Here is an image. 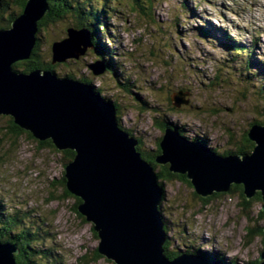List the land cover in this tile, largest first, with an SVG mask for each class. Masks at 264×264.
<instances>
[{
    "label": "rangeland",
    "instance_id": "1",
    "mask_svg": "<svg viewBox=\"0 0 264 264\" xmlns=\"http://www.w3.org/2000/svg\"><path fill=\"white\" fill-rule=\"evenodd\" d=\"M111 1L106 4L110 35L102 39L108 48L106 58L113 57L117 79L113 74L93 76L88 65L102 61L95 47L58 66L54 75L91 80L104 99L118 105L123 129L133 131L150 149L164 135L154 122L158 116L157 122L182 126L189 140L203 139L219 157H227L226 152L240 155L234 152L240 151L244 133L254 122L264 123V76L255 65L251 71L246 68L248 57L264 66V0H139L146 12L136 8V0ZM84 2L102 9L101 1ZM70 19L43 29L47 41L41 60L51 59L52 44L68 39ZM228 39L249 47L250 53L234 57L224 44ZM170 50L182 61L168 60ZM69 72L77 79L67 78ZM179 91L190 92L189 105L172 110L166 101ZM64 152L42 147L29 135L15 138L9 119L0 116L1 204L9 213L30 216L26 223L35 226L31 231L40 237L36 247L50 256H36L35 264H114L96 258L100 241L92 225L73 211L76 200L63 196L60 184L69 163ZM159 171L157 164L156 174ZM158 183L164 191L160 213L170 248L178 257L201 250L224 264L262 262L258 260L264 251L262 202L248 205L251 199L240 190L207 200L185 182H161L158 177ZM22 227L29 228L25 222Z\"/></svg>",
    "mask_w": 264,
    "mask_h": 264
},
{
    "label": "water",
    "instance_id": "2",
    "mask_svg": "<svg viewBox=\"0 0 264 264\" xmlns=\"http://www.w3.org/2000/svg\"><path fill=\"white\" fill-rule=\"evenodd\" d=\"M49 12L47 0H27L11 29L0 30V116L12 118L39 142L50 140L57 150L75 153L65 167L66 189L81 200L77 211L92 225L102 258L114 264H221L201 255L165 256L163 187L136 151L137 142L119 128L112 104L83 82L58 79L49 71H13L15 63L30 59L38 24ZM67 34L52 45L53 64L93 49L87 30L68 29ZM88 68L95 77L105 73L103 61ZM189 96L174 93L172 106H188ZM248 140L255 146L250 156L219 157L202 142L166 129L156 164L184 176L204 199L242 185L247 199L260 194L264 212V125H253ZM18 254L16 246L0 242V264H17ZM258 260L264 264V251Z\"/></svg>",
    "mask_w": 264,
    "mask_h": 264
},
{
    "label": "trees",
    "instance_id": "3",
    "mask_svg": "<svg viewBox=\"0 0 264 264\" xmlns=\"http://www.w3.org/2000/svg\"><path fill=\"white\" fill-rule=\"evenodd\" d=\"M50 12L49 14L43 19L38 24V31L35 35V44L34 47L31 51L30 59L27 61L23 62H18L15 63L12 68L14 72L17 73H23V74H28L36 70H41V71H49L51 73H57L56 68L58 66H64L65 63H57L53 64V58L51 56V59H48L47 61L41 60V48L43 47V43L47 41V37L45 35H42L43 29L47 28L49 25L60 23L64 20L67 19V17H70L72 23H73V28L72 29H83L87 30L91 34V44L97 54L101 57L102 61L105 63V73L104 74H113V77L117 79L116 75V67L115 63L113 62V57H110V59H107L105 54L108 50V48L104 44V38L102 39V36L107 34L110 35L108 32V27H107V18H109V10L106 6L107 3L113 2L111 0H94L96 1H101L102 4V9H95L93 4L87 7L85 4L84 0H47ZM136 8L141 11V12H146L145 6L138 2L139 0H136ZM27 0H0V30H8L11 29L13 22L23 13V10L25 8ZM186 6V5H185ZM103 21V22H102ZM107 24V25H106ZM102 31H101V30ZM200 30L202 34L205 37H209L210 33L204 29V27H200ZM100 33V35H99ZM227 36V35H226ZM110 36L108 37V39ZM229 40V41H228ZM227 41L229 43H224L226 45V48L230 51L233 52L234 57H242L245 53H250L249 47H244L238 44H235L233 41L228 39ZM112 42V40H110ZM53 45V44H52ZM51 46V45H50ZM50 50V49H49ZM169 50V49H168ZM110 51V49H109ZM168 54L166 56L168 57V60L170 61H182L180 58H177V55L175 54L176 51L173 53V51L170 50L167 51ZM51 54H52V46H51ZM110 55H114L113 53H110ZM109 56V55H108ZM248 57V56H247ZM240 59V58H239ZM167 60V59H166ZM255 65L258 69L261 75L264 76V66L260 65L258 62H253L251 61V57H248V61L246 63V68L251 71L250 69L252 66ZM63 74L65 72H62ZM116 75V76H115ZM73 73L69 72L66 74V77L69 79H77L74 77ZM84 77V76H83ZM84 84H88L91 86L92 91L101 96L103 99L104 97L102 96V90L101 88L97 87L96 84H94L91 80H89L87 77L81 79ZM125 84V83H124ZM121 83V87L124 85ZM264 90V87H263ZM189 92V91H187ZM190 93V92H189ZM173 95V94H172ZM171 95V96H172ZM171 96L170 98L167 99V103L171 107L172 110H177L172 106L171 102ZM106 99V98H105ZM104 99V100H105ZM106 102L112 104L115 108L116 111V119H117V124L119 128L126 132L131 138H135L134 140L137 142L136 145V151L139 152L141 155V158L144 159L146 162L150 163L153 168L156 170L157 164H156V159L161 155V148H160V142L161 139L156 142V145L154 149H150L149 147L146 146L144 141H141L140 139H137L133 131L131 130H125L120 124V117H119V107L118 105L112 101L111 99L105 100ZM143 106V104H142ZM5 117V116H4ZM157 118L154 119V122L156 123L157 127L160 128L163 133H165L166 129H169L173 133H176L179 137H185V129L180 126L176 122H169L168 120H162L161 122H157L159 119L158 116ZM9 119V122L11 124V130L12 133L15 134V138L18 139V137H21L23 134L29 135L32 137V135L28 132L23 131L22 129L18 128L15 126L13 123L12 118L7 117ZM253 125H260L263 126V124L254 122L251 124L250 128ZM249 128V130H250ZM249 130L244 133L243 139L241 140L240 144L242 147H240V151L234 152L237 154H240L241 156H250L253 153L254 150V143L248 140V132ZM197 142H202L204 146L206 144L204 143L203 139H194ZM39 142V141H38ZM39 145L42 147H50L55 150V147L53 146L52 142L50 140L45 141V142H39ZM232 152H226V156H231ZM66 156V161L70 162L74 159L75 153L72 151H65L63 153ZM65 166V165H64ZM159 177V181L162 182V179L166 181H170L172 179L179 180L181 182H185L186 184H189V181L186 180L184 176L177 175V174H172L169 171V166H160V171L157 173ZM61 187L63 191V196L65 198H74L76 200V203L74 205L73 211L80 217L82 221H85V219L78 213L77 207L81 204V200L72 196L66 189V180L63 175L62 180H61ZM244 191L243 187L235 186L231 189V192L233 191ZM222 194L219 195H214L213 198L216 197H221ZM212 198V199H213ZM201 199V198H200ZM208 200V199H207ZM205 200V201H207ZM259 201L262 202L261 196L258 193L254 198H252L250 201L248 200L247 204H251V201ZM263 203V202H262ZM4 206L1 204L0 201V242L3 245H14L17 247L19 254L15 256V261L17 264H35L36 261H38L37 257L39 258H45L49 259V251L47 250H41V248H37L36 246L38 245L40 241V237L38 234H35L31 230L34 229L35 226H28L26 221L30 218L28 216V213H22L20 211L14 212V213H9L5 212ZM5 213V214H4ZM23 222H25V227L29 228H23ZM87 223V222H86ZM167 227V226H166ZM165 227V231L167 233V240L163 246L164 248V254L165 256L172 260L176 257H178V253L174 252L173 249L170 248L169 240H168V228ZM94 232V231H93ZM264 234V232H261ZM95 237H97L96 233L94 232ZM200 250V249H199ZM96 258L101 259L102 257L99 255V253L96 251ZM190 255H201L202 257L208 258L210 260L217 261L218 263L224 264L222 260H219L218 257L214 256L211 258V254L208 252H203L200 250L199 254H196L195 252L193 253H188ZM258 262H255L253 264H257ZM53 264H57V262H53ZM227 264V263H226Z\"/></svg>",
    "mask_w": 264,
    "mask_h": 264
},
{
    "label": "bare ground",
    "instance_id": "4",
    "mask_svg": "<svg viewBox=\"0 0 264 264\" xmlns=\"http://www.w3.org/2000/svg\"><path fill=\"white\" fill-rule=\"evenodd\" d=\"M48 2V1H47ZM57 64V63H56ZM209 148V147H208ZM213 151V150H212ZM139 153V152H138ZM236 155V154H235ZM226 156V155H225ZM46 235V234H45ZM167 239V238H166Z\"/></svg>",
    "mask_w": 264,
    "mask_h": 264
}]
</instances>
